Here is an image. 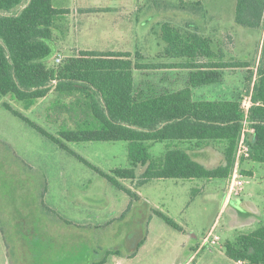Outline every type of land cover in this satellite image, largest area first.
<instances>
[{"label":"rangeland","instance_id":"374dc122","mask_svg":"<svg viewBox=\"0 0 264 264\" xmlns=\"http://www.w3.org/2000/svg\"><path fill=\"white\" fill-rule=\"evenodd\" d=\"M198 1L53 0L55 6L69 5L71 11V16L56 18V35L60 39L65 36L64 42L66 40L71 49L89 42L92 44L89 50L130 53L135 63L153 67L183 61L163 54L166 45L161 36L165 24L183 33L201 34L213 41L223 61L247 63L250 68L224 70L222 84L195 89V100L242 97L243 104H247L250 102L247 96L250 71H253L254 81L258 78L256 69L264 45V24L261 29L236 24V0ZM87 5L97 6L92 7L89 17L73 15L76 7L82 9L83 14ZM124 5L129 11L123 17L114 8ZM100 6L104 9H99ZM83 20L88 22L84 21L82 26L79 22ZM82 29L91 30L92 34ZM82 48L86 47L82 45ZM61 57L63 61L66 59L64 54ZM187 78L185 69L136 71L138 84L153 83L173 91L184 88ZM4 102L58 138L62 131L95 128L91 122L77 127L75 120L61 107L60 103L65 102L58 94L30 110H25L12 95L0 96V228H3V231L0 229V264H116L117 258L124 264L127 260H134L133 264H186L198 248L194 241L198 240L200 245L202 239L201 252L189 264H238L219 251H224L227 242L264 224V168L261 164L246 161L247 165H253L252 176L244 174V170H251L243 169L242 165L243 190L239 197H232L230 208L222 213L225 179L212 182L162 180L138 189L129 181L118 180L141 196L140 202L127 213L130 197L106 177H115V170L133 168L127 142L68 143L60 138L68 148L63 150L6 110ZM150 151L152 156L159 157L165 152V144L157 143ZM214 153L217 158L212 153L201 159L209 168L224 163L220 161L219 152ZM79 157L106 176L89 168ZM16 159L26 164L28 171L17 163L19 160L14 161ZM144 170L145 167L138 166L137 175H142ZM152 211L170 217L183 232L167 224L166 230L160 228L155 219L163 220ZM65 222L78 228H70ZM155 235L163 239L157 249L150 242L146 243L147 237ZM215 236L220 241L212 245ZM189 239L194 241L188 243ZM141 241H145V250L150 252L144 251L137 258L144 246L138 249ZM117 250L123 256H108L109 252ZM132 253L135 255L131 256Z\"/></svg>","mask_w":264,"mask_h":264},{"label":"trees","instance_id":"16d2710c","mask_svg":"<svg viewBox=\"0 0 264 264\" xmlns=\"http://www.w3.org/2000/svg\"><path fill=\"white\" fill-rule=\"evenodd\" d=\"M68 13V10L56 9L52 0H0V96L12 95L25 110H30L54 90L63 101H70L60 105L75 115L77 127L89 125V122L95 127L86 131H62L59 133L62 140L68 143L127 142L133 168L115 170V177L106 176L79 157L85 165L128 194L131 205L127 213L141 198L118 180L131 182L136 189L154 180H227L233 171L246 123L252 131L247 135L251 149L247 162L261 164L264 168V45L256 69L258 78L253 80V71L248 77L251 85L247 96L251 106L246 112L242 97L195 100L193 91L222 83L226 69H249L250 66L223 61L210 38L198 33H183L168 24L162 27L161 39L166 45L163 54L183 60L180 63L151 67L135 63L130 53L81 51L78 57L66 58L61 64H56L54 59L51 65L55 55L52 46L57 29L55 20ZM235 22L245 28L261 29L264 0H236ZM150 69H185L188 71L186 85L177 91L154 86L144 90L137 85L135 73ZM3 107L63 150H68L60 138L14 111L9 104L4 102ZM210 141L225 144L224 163L214 169H208L191 153L173 146ZM157 143H167L169 147L161 157L154 158L150 148ZM17 160L28 171L29 167L20 159L14 161ZM138 166L145 167L140 176L136 172ZM243 172L252 176V171ZM152 214L183 232V228L165 214L158 211ZM65 224L78 228L69 222ZM0 229L3 231L2 227ZM144 242H140L138 249ZM223 248L234 262L264 264V224L227 242ZM110 255L123 256L120 250L109 252Z\"/></svg>","mask_w":264,"mask_h":264},{"label":"crops","instance_id":"0c3cea01","mask_svg":"<svg viewBox=\"0 0 264 264\" xmlns=\"http://www.w3.org/2000/svg\"><path fill=\"white\" fill-rule=\"evenodd\" d=\"M52 2H53V0H52ZM53 6L56 8V9H64V10H68L69 11V13L67 14V15H69L70 14V16H71V11H70V9H69V5L68 6H55L54 4H53ZM92 7H97V6H86V7H84L83 9H85V11H84V13L82 14V12H81V10L82 9H79L78 7H76V9L74 10V12H73V15H75V17H79V16H84V18H87V17H89V15L91 14V11H92ZM99 9H104V8H102V6H100V8ZM107 9H109V8H107ZM114 10L117 12V13H121V15L124 17L125 15H127L128 13H126L127 11H129L128 10V8L124 5L123 7L121 6V8L120 9H115L114 8ZM136 11H138V10H136ZM102 15H104L103 13H101ZM100 14V15H101ZM84 21H87L88 22V20H83V21H80L79 23H82L81 25L83 26L84 25ZM122 21H124L123 19H122ZM131 23V22H130ZM82 31L83 32H86L87 34H92V31L91 30H87V29H82ZM56 33V32H55ZM67 33H70L71 34V30H68L67 31ZM70 34H69V36H70ZM87 36H90V35H87ZM64 39H66L65 38V36H64V38H58V36L55 34V36H54V42L52 43V46L55 48V55L53 56V58H52V60H51V65L54 63V59H56V57L57 56H61V54H64V57L65 58H73V57H78V54H79V52H81V51H97V52H104L103 50H89L90 49V47H92V44L91 43H89V42H84V44H82V45H84V47H86V48H82V45L81 46H75V47H72V49L71 48H69V45L68 44H66V40H65V42H64ZM73 40H75V39H73ZM89 41H90V39H88ZM64 42V43H63ZM76 42H78V41H75L74 43H76ZM80 42V41H79ZM57 44H64V46L63 47H61L60 45H57ZM58 47H60V50H59V48ZM109 47H110V44H109ZM82 49H85V50H82ZM108 52V51H107ZM135 80H136V73H135ZM187 81V80H186ZM223 82V81H222ZM137 83V82H136ZM220 84H222V83H220ZM137 85L138 86H140V87H142L144 90H147V88H149L150 86L152 87V86H154V87H156L157 89H167V88H159V87H157L155 84H153L152 83V85H147V86H142V83H137ZM185 85H186V83H185ZM216 85H219V84H216ZM211 86H214V85H211ZM206 87V86H205ZM200 88H202V87H200ZM181 89V88H180ZM197 89H199V88H197ZM210 90H212V89H210ZM194 92V91H193ZM206 92H210L209 90L208 91H206ZM57 92H55L54 90L46 97V98H44V99H42V100H40V101H38L37 103H36V105L37 104H39L41 101H43V100H46L47 101V99L50 97V96H57ZM59 96V95H58ZM64 102H68V103H70V101L69 100H64ZM35 105V106H36ZM33 108V107H32ZM31 108V109H32ZM67 114H68V117H70V119H72V120H75L76 119V117H75V115L74 114H71V113H68V112H66ZM163 144H165V151L167 150V147H169V145L167 144V143H163ZM155 144H153L152 146H151V148H150V150L152 149V147L154 146ZM173 146H177V147H179V148H181V149H183V150H185V151H187V152H189V153H191V155L193 156V158L196 160V161H198L199 163H201L202 165H204L205 167H207L208 169H214V168H209L206 164H205V162H203L201 159L203 158V157H205L207 154H212L213 153V155L215 154L214 152H216L217 154H218V152H219V157H220V161H223L224 160V149H225V144L223 143V142H213V141H210V142H205V143H198V142H185V143H181V144H177V145H175V144H173ZM209 148V149H208ZM211 150H214V152H212ZM151 152V151H150ZM165 153V152H164ZM163 153V154H164ZM162 154V155H163ZM161 155V156H162ZM161 156H159V157H161ZM154 157V156H153ZM159 157H154V158H159ZM215 158H217V155L215 154ZM222 163V162H221ZM249 163V162H248ZM249 168L251 171H252V169H253V165H251V164H248L247 165V162H245L244 164H243V169L244 168ZM228 180V179H227ZM227 180H226V187H225V190H224V192H222L223 193V195H222V206H221V209H220V213H222L223 212V210H225V209H227V208H230V203L232 202V200H233V198H231V199H228L227 198ZM155 181H162V180H154V181H151V182H149V183H147L146 185H144V186H142V187H147V186H149L150 184H153ZM208 182H212V181H208ZM138 189V188H137ZM139 195V194H138ZM139 197H141L140 195H139ZM239 197V196H238ZM151 203H152V205L154 206V207H156V208H158V205L157 204H155L154 202H152V201H150ZM156 221H157V223L159 224V226H160V228H162L163 230L165 229L166 230V224L163 222V221H159L158 219H155ZM214 226H216V222L214 223V225H213V227ZM212 227V228H213ZM148 239H149V237H147V240H146V243L148 244L149 242H150V244H151V246L154 248V249H157L158 247H160L161 245H162V237L161 236H158V235H155L153 238H150L149 239V241H148ZM194 240L193 239H189L188 240V243H190V242H193ZM198 241V240H197ZM197 241H194L195 242V244H196V246H198V248L196 249V251L193 253V255L189 258V260H188V262L186 263V264H189V262L193 259V258H195V256L197 257L198 255V253L199 252H201V249H202V247H203V239L201 240V243H200V245H199V243L197 242ZM199 241H200V239H199ZM146 243L144 244V246L141 248V250H140V252H139V255L137 256V258L140 256V254H142L144 251H147V252H150L149 250H145V247H146ZM196 248V247H195ZM219 254H221V255H223V256H226V254H225V252L221 249L220 251H219ZM227 257V256H226ZM228 258V257H227ZM134 263V260H127V264H133ZM116 264H124V262L123 261H120L119 260V258H117L116 259ZM238 264H242V263H238Z\"/></svg>","mask_w":264,"mask_h":264},{"label":"built area","instance_id":"2783aa9c","mask_svg":"<svg viewBox=\"0 0 264 264\" xmlns=\"http://www.w3.org/2000/svg\"><path fill=\"white\" fill-rule=\"evenodd\" d=\"M63 61L61 56L56 57V64H61ZM246 112H248L251 102H248L247 104H243ZM246 123V122H245ZM245 128L242 132L240 141L237 146L236 151V159H235V165L233 168V171L230 175V177L227 180V198L231 199L232 197L240 196V193L243 190V187L245 185L244 181V174L242 172V165L243 162H246L250 159L251 156V149L247 142L248 140V133H251L252 131L247 127V123L245 124ZM220 241V238L218 236L213 237L211 240L212 245H216Z\"/></svg>","mask_w":264,"mask_h":264}]
</instances>
